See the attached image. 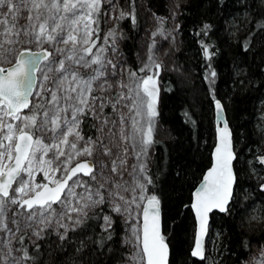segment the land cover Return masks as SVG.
<instances>
[{
  "label": "snow or ice",
  "instance_id": "1",
  "mask_svg": "<svg viewBox=\"0 0 264 264\" xmlns=\"http://www.w3.org/2000/svg\"><path fill=\"white\" fill-rule=\"evenodd\" d=\"M125 3L127 11L120 0H0V264L33 262L25 240L39 249L37 241L44 240L45 233L75 245L77 254L89 243L102 249L113 236L111 215L102 217L107 235L99 240H92L87 230L78 243L68 236L69 231L84 228L89 209L102 205L125 223L134 219V213L143 218L142 228L130 227L124 240L133 249L125 264H169L161 201L148 194V186L154 187L149 151L159 143L155 131L161 64L150 50L147 62L137 70L146 74L140 77L120 61L119 22L136 23L135 0ZM259 7L264 9V0H259ZM153 15L163 24V18ZM102 19L113 22V27L101 42ZM259 26L264 30V22ZM175 30L179 31L178 24ZM157 34L163 36V29L153 33ZM205 55L211 59L206 48ZM216 76L210 69L205 79L216 117L222 120L224 106L211 87ZM85 128L94 133L86 138ZM240 164L224 120L214 164L195 192L192 208L199 228L192 257L206 259L208 213L213 209L229 213L237 192L247 195L241 173L255 174L257 164L264 166V153L244 167ZM41 173L43 182L37 183L35 177ZM258 181L264 192V176ZM242 247L248 245L242 242ZM56 251L66 248L60 244ZM91 254L89 249L71 264H100L90 259ZM259 255L264 256V247Z\"/></svg>",
  "mask_w": 264,
  "mask_h": 264
},
{
  "label": "trees",
  "instance_id": "2",
  "mask_svg": "<svg viewBox=\"0 0 264 264\" xmlns=\"http://www.w3.org/2000/svg\"><path fill=\"white\" fill-rule=\"evenodd\" d=\"M180 1L178 42L172 50L169 69L159 71L158 76L157 119L165 133L155 138L159 143L153 146L149 163L154 187L148 186V194H155L162 204L170 264H243L264 245V192L258 181L264 176V167L257 164L255 174L241 173L247 195L237 192L229 213L212 215L204 261L190 255L196 235L191 203L193 192L211 167L216 145L215 109L209 97V81L205 79L210 69L217 73L211 87L224 105L240 156L239 166L244 167L246 161L264 151V30L259 26L264 22V9L259 7V0ZM120 4L127 7L125 0ZM172 11L171 0H135L136 23L129 19L119 22V49L131 71L139 69L138 55L150 15L167 19ZM205 24L210 28L204 30ZM106 29L102 19L101 42ZM205 48L211 59L205 55ZM90 132L94 130L85 128L86 138ZM104 215H111L114 223L112 239L105 241L102 249L89 243L83 253L77 254L75 245L59 241L55 233H46L44 240L37 241L39 249L25 240L34 257L29 263L71 264L92 249L93 261L123 264L129 225L106 205L91 209L84 228L69 231L68 236L77 243L85 230L92 240L106 236ZM242 242L248 247H242ZM60 244L66 252L56 251Z\"/></svg>",
  "mask_w": 264,
  "mask_h": 264
},
{
  "label": "rangeland",
  "instance_id": "3",
  "mask_svg": "<svg viewBox=\"0 0 264 264\" xmlns=\"http://www.w3.org/2000/svg\"><path fill=\"white\" fill-rule=\"evenodd\" d=\"M171 1H172V6H173L172 15H171V17H169L167 19L163 18V21H164L163 24L158 23V21L154 18L153 14H151L149 17V21H148L147 27L145 29L143 46H142L141 52L138 55L139 68L142 66L143 63L147 62L150 50L154 54L157 61L161 64V69L159 71L168 70L170 67L172 50L175 49L176 44L178 42V31L175 30V27L178 24V9L176 8V5L181 3L180 0H171ZM122 7H124V9L127 11V7H125V6H122ZM173 13H175L174 18H173ZM111 27H113V22L107 23V29L106 30H108ZM158 29H163V31H164L163 36L159 35V34L153 35V33H157ZM106 32H105V34H106ZM165 36H167V39H165ZM153 44L155 45L154 47H152ZM119 45H120V40H119V36H118V38H117V48H118L117 55L119 56L120 61L122 63H124V60H123L121 53H120ZM109 55L110 56L112 55L111 51H109ZM9 66H11V65H5V67H9ZM126 67L129 69V67L127 65H126ZM153 71H155V70H153ZM134 72H137V75L140 77H144L146 75L143 72H138V71H134ZM148 74H152V73H148ZM126 82L129 83L130 87H135V85L130 80H128L127 77H126ZM158 86L160 87L159 81H158ZM159 96H160V91H159ZM164 133L165 132L161 129L159 121L157 119L156 120L155 138H161L164 135ZM151 154H152V149L149 151V157L151 156ZM95 158L96 157H93L92 159H95ZM80 159H81V161H83L85 158L81 157ZM131 163H133V160H129V164H131ZM124 178L126 180L130 179L127 176V174H125ZM35 179H36L37 183L43 182L42 173L37 174ZM84 179H87V178L84 177ZM14 187H15V185H14ZM77 191H80V189H78ZM54 207H56V206L54 205ZM90 210L91 209H89L88 212ZM133 215H134V219H131L127 222L129 227H128L126 237H128L130 235V231H129L130 227L141 228V216L137 217V216H135V213ZM73 217H75V214H73ZM63 222L69 226L72 225V221H70V220L65 219ZM54 227H55V224H54ZM60 231L63 232L64 230L60 229ZM28 242H30V241H28ZM126 246L128 249V252L126 255V258H127V256L131 253V251H133V249H131V247L127 244H126ZM263 247H264V245H263ZM260 249L261 248L256 249L252 253V255L249 257L248 260H251L252 264H259V261L264 260V256L259 255ZM245 262L243 264H245ZM26 264H30V263L26 262ZM123 264H125V262Z\"/></svg>",
  "mask_w": 264,
  "mask_h": 264
},
{
  "label": "water",
  "instance_id": "4",
  "mask_svg": "<svg viewBox=\"0 0 264 264\" xmlns=\"http://www.w3.org/2000/svg\"><path fill=\"white\" fill-rule=\"evenodd\" d=\"M11 67V66H9ZM222 103V102H221ZM223 104V103H222ZM224 106V105H223ZM226 120L227 123H228V127L229 129L231 130L232 132V139H233V148H234V151H236V148H235V143H234V134H233V131H232V128L228 122V119H227V115H226V111H225V108H224V113H223V119L222 120H218L217 117H216V111H215V124H216V145L214 147V150H213V153H212V164H211V167L213 166L214 164V159H215V148L218 146L219 144V129L223 127V121ZM264 153V151H263ZM82 162V161H81ZM210 167V168H211ZM264 167V166H263ZM209 168V169H210ZM208 169V170H209ZM207 170V171H208ZM206 171V173H207ZM206 173L204 174V176L206 175ZM203 176V177H204ZM87 178V177H86ZM71 183V182H70ZM203 183V179L202 181L200 182V184L197 186V188L195 189V191L193 192V197H192V203H191V209L193 211V214H194V217H195V221H196V235H195V238L198 234V228H199V221H198V218L196 217L195 215V209L192 208V205L195 203V192L200 188V186L202 185ZM231 206V204L229 205V207ZM160 210H161V232L162 234H164V229H163V210H162V204H160ZM215 213H219V214H226V213H221L219 212L218 210L216 209H213L211 212L208 213V232H207V235L203 238V242H204V249H205V257L207 258V253H208V248H207V241H208V237H209V232H210V226H211V221H212V215L215 214ZM142 216H141V228H142ZM165 242L168 244V242L165 240ZM194 248V246H193ZM168 249H169V257H168V260H169V264H170V260H171V249H170V246L168 244ZM193 250V249H192ZM194 259L196 260H199V261H204V260H200L199 258L197 257H193Z\"/></svg>",
  "mask_w": 264,
  "mask_h": 264
}]
</instances>
